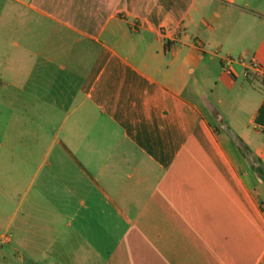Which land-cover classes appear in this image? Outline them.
I'll return each instance as SVG.
<instances>
[{
    "label": "crops",
    "instance_id": "obj_1",
    "mask_svg": "<svg viewBox=\"0 0 264 264\" xmlns=\"http://www.w3.org/2000/svg\"><path fill=\"white\" fill-rule=\"evenodd\" d=\"M252 61L264 0H0V82L41 157L16 201L0 185L1 264H264Z\"/></svg>",
    "mask_w": 264,
    "mask_h": 264
},
{
    "label": "rangeland",
    "instance_id": "obj_2",
    "mask_svg": "<svg viewBox=\"0 0 264 264\" xmlns=\"http://www.w3.org/2000/svg\"><path fill=\"white\" fill-rule=\"evenodd\" d=\"M14 94L15 90L12 84L7 83V85H4L0 82V132L5 127L6 138V145L4 150L6 157L4 161V172L2 173L3 176L1 177L0 174V185L3 184L7 188V200L10 202H14L17 200V196L14 193L13 187L19 186L24 188L29 186L32 183L31 175L34 172L36 165L41 162V157H39V160L36 162H33V160L29 161L28 159L25 160V156L31 152L29 145V137L31 136V133L30 129L24 126L27 125V123L20 120L28 119V106L25 110H23L26 112L25 114H23V116H20L19 120L14 110L16 107L14 105ZM25 99L28 101V98ZM17 121L20 122V128L15 127V123ZM20 136H22L25 141L22 140L21 142H18L17 139H19ZM45 151L46 146L44 144L38 146V155L45 153ZM254 159L256 162H258V164L260 163L257 157L254 156ZM44 166L45 165H43L41 170H44ZM39 178L40 177H37V179L35 180H39ZM260 197L264 201L263 193ZM3 247H5V245L0 242V249Z\"/></svg>",
    "mask_w": 264,
    "mask_h": 264
},
{
    "label": "built area",
    "instance_id": "obj_3",
    "mask_svg": "<svg viewBox=\"0 0 264 264\" xmlns=\"http://www.w3.org/2000/svg\"><path fill=\"white\" fill-rule=\"evenodd\" d=\"M225 69L228 70V67ZM251 73L257 76H264V65L255 61L250 62L244 69L243 75L248 77Z\"/></svg>",
    "mask_w": 264,
    "mask_h": 264
},
{
    "label": "trees",
    "instance_id": "obj_4",
    "mask_svg": "<svg viewBox=\"0 0 264 264\" xmlns=\"http://www.w3.org/2000/svg\"><path fill=\"white\" fill-rule=\"evenodd\" d=\"M259 172H261V173H262V170H259Z\"/></svg>",
    "mask_w": 264,
    "mask_h": 264
}]
</instances>
